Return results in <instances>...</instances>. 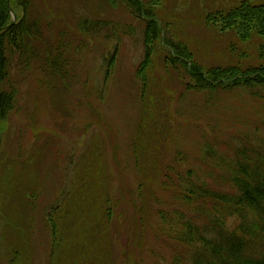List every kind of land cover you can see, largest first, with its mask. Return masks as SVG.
<instances>
[{
  "label": "rangeland",
  "instance_id": "obj_1",
  "mask_svg": "<svg viewBox=\"0 0 264 264\" xmlns=\"http://www.w3.org/2000/svg\"><path fill=\"white\" fill-rule=\"evenodd\" d=\"M32 1L12 20L25 15L41 57L27 69L17 58L0 87L17 99L0 121V264H192L209 256L169 230L201 221L177 187L228 191L196 170L206 152H232L247 132L264 140V89L217 82L215 93L196 92L179 54L187 49L204 71L264 65V40H242L217 18L264 0H138L141 13L126 0ZM37 8L54 12L40 33ZM153 18L161 36L152 42ZM216 218L246 255L262 252L256 238L238 237L252 214Z\"/></svg>",
  "mask_w": 264,
  "mask_h": 264
},
{
  "label": "trees",
  "instance_id": "obj_2",
  "mask_svg": "<svg viewBox=\"0 0 264 264\" xmlns=\"http://www.w3.org/2000/svg\"><path fill=\"white\" fill-rule=\"evenodd\" d=\"M126 1L141 13L142 5L138 0ZM32 8V0H0V87L9 80L12 66H15L14 61L17 58L23 61L21 63L26 65L27 69L37 60V57H41L40 50L32 49L35 46L32 39L36 36L32 34L25 15L18 22L12 20L14 13H17L19 19L18 12L29 13L30 9L33 10ZM37 10L39 13L36 15L34 29L40 33L43 26L46 29L51 28V23H47L46 20L52 21L54 12L50 11L51 9L47 13L39 8ZM217 18H220V22H223L226 27L236 28L242 40L250 39L253 34L264 40V6L244 2L226 14L220 13ZM154 20L153 18L148 23L146 31V38H150L152 42L161 36V31ZM214 21L216 22V19ZM79 32L89 34L84 27H81ZM180 53L179 58L183 56L187 60L185 66L194 79L196 92L215 93L221 86V89L229 91L264 89V65L245 71L239 68L204 71L194 66L187 49L182 48ZM51 63H55L54 67L59 69L58 59H54ZM217 82L221 84L219 87ZM16 100V93L0 92L1 122L9 117L16 105ZM243 136L242 145L232 152L224 153L221 150L215 153L206 152L207 156L203 158L200 169L198 167L196 170L201 171V174L217 177L215 178L218 179L217 183L226 186L228 191L223 193L214 191L204 183L201 185L188 183V188L184 191L179 190L180 186L177 187L182 203L194 211V219L201 218V221L197 222L201 226L195 227L194 223L189 221L181 224L177 232H174V228L169 230L171 229L174 238L177 235L176 240L179 243H185L183 240L185 239L191 246L201 245L202 250L204 249L209 255L206 258L192 256V264H264V249L259 255H246V244L242 242V239L232 237L226 240L222 234L223 226H219L216 218L240 216L244 213L252 214L254 219L252 226L247 229L244 226L245 228L239 231V233L242 232L238 237L256 238L261 247L264 246V145L261 146L264 140L259 136L258 131L247 132ZM189 175L195 176L192 172H188ZM197 204L209 206L207 211L214 217H211L206 210L196 208ZM164 220H167L166 216Z\"/></svg>",
  "mask_w": 264,
  "mask_h": 264
},
{
  "label": "water",
  "instance_id": "obj_3",
  "mask_svg": "<svg viewBox=\"0 0 264 264\" xmlns=\"http://www.w3.org/2000/svg\"><path fill=\"white\" fill-rule=\"evenodd\" d=\"M1 141H2V140H1V134H0V147H1V143H2Z\"/></svg>",
  "mask_w": 264,
  "mask_h": 264
},
{
  "label": "bare ground",
  "instance_id": "obj_4",
  "mask_svg": "<svg viewBox=\"0 0 264 264\" xmlns=\"http://www.w3.org/2000/svg\"><path fill=\"white\" fill-rule=\"evenodd\" d=\"M2 140V139H1ZM2 142V141H1Z\"/></svg>",
  "mask_w": 264,
  "mask_h": 264
}]
</instances>
